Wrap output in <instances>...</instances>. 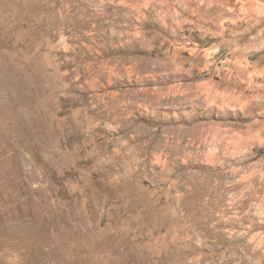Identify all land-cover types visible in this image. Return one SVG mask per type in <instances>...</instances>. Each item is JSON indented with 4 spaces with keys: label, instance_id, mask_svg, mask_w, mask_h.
<instances>
[{
    "label": "rangeland",
    "instance_id": "rangeland-1",
    "mask_svg": "<svg viewBox=\"0 0 264 264\" xmlns=\"http://www.w3.org/2000/svg\"><path fill=\"white\" fill-rule=\"evenodd\" d=\"M0 264H264V0H0Z\"/></svg>",
    "mask_w": 264,
    "mask_h": 264
}]
</instances>
